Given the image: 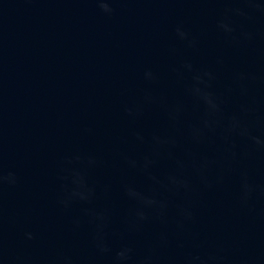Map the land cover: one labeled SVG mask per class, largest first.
I'll use <instances>...</instances> for the list:
<instances>
[{
	"label": "water",
	"instance_id": "95a60500",
	"mask_svg": "<svg viewBox=\"0 0 264 264\" xmlns=\"http://www.w3.org/2000/svg\"><path fill=\"white\" fill-rule=\"evenodd\" d=\"M0 264H264V0H0Z\"/></svg>",
	"mask_w": 264,
	"mask_h": 264
}]
</instances>
